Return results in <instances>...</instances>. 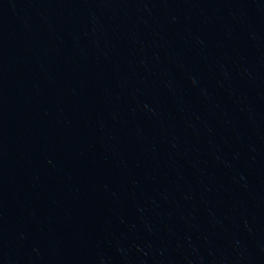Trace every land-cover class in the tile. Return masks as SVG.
I'll list each match as a JSON object with an SVG mask.
<instances>
[{
	"label": "water",
	"instance_id": "1",
	"mask_svg": "<svg viewBox=\"0 0 264 264\" xmlns=\"http://www.w3.org/2000/svg\"><path fill=\"white\" fill-rule=\"evenodd\" d=\"M0 264H264V0H0Z\"/></svg>",
	"mask_w": 264,
	"mask_h": 264
}]
</instances>
